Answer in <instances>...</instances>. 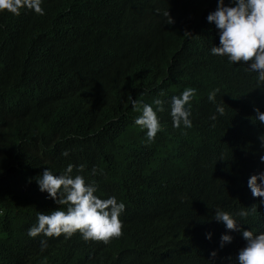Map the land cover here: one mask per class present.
Segmentation results:
<instances>
[{
    "label": "trees",
    "instance_id": "1",
    "mask_svg": "<svg viewBox=\"0 0 264 264\" xmlns=\"http://www.w3.org/2000/svg\"><path fill=\"white\" fill-rule=\"evenodd\" d=\"M215 6L44 0V15L0 11V264H108L113 254L88 255L79 233L47 237L44 249L40 235H27L37 211L64 207L45 199L35 177L68 163L85 165L97 195L125 202L122 223L147 238H169L168 246L145 247L151 262L144 264H231L244 240L215 220L216 208H244L243 227L264 230L259 197L247 188L249 175L264 169V124L254 111H264V81L246 65L210 54L218 36L206 15ZM185 87L196 89L192 127L173 128L168 101ZM154 98L164 101L157 113L163 130L145 142L131 101ZM225 231L233 239L220 247ZM135 248L131 238L112 251L128 259Z\"/></svg>",
    "mask_w": 264,
    "mask_h": 264
},
{
    "label": "clouds",
    "instance_id": "2",
    "mask_svg": "<svg viewBox=\"0 0 264 264\" xmlns=\"http://www.w3.org/2000/svg\"><path fill=\"white\" fill-rule=\"evenodd\" d=\"M44 0H0V11H6L13 15H20L22 9H29L35 14L44 15L42 7ZM165 16L169 12L164 13ZM206 21L212 23L218 36V43L213 44L209 52L213 56L226 59L230 65L237 62L246 65V70L255 72L257 81H264V0H216L215 9L208 12ZM190 34L189 31L184 32ZM215 91L208 94V99L214 101ZM196 93L194 87L183 88L178 95H172L168 101V114L172 127H192L191 104ZM163 103L159 98H154L150 103L132 99L134 111H139L133 123L144 130L145 142H151L156 134L163 130L158 112L163 111ZM138 104L140 105L138 107ZM153 105L156 107L154 108ZM255 118L264 124V111L254 109ZM216 112L222 114L223 107L217 104ZM215 119V114L211 117ZM260 147L264 149V135L259 136ZM67 156L68 151L62 152ZM259 160L264 163V152L259 155ZM76 169L75 173L73 169ZM84 164L68 163L61 172H54L45 167L36 177L38 190L46 193L45 199H51L55 207L50 211H37L36 220L27 228L29 237L40 235L39 247H47V237L70 238L79 233L80 238L91 246L88 255L113 254L108 264H144L151 262L145 247H165L170 245L168 237L160 234L155 237L142 236L131 224L122 223L121 214L125 210V202L118 200L116 196L101 197L97 195L98 183L92 179H86L83 172ZM91 175H96V168L90 169ZM31 179V178H29ZM247 188L253 197H259V205L264 210V169L249 175ZM155 213L162 212L160 206L153 209ZM214 218L222 223L226 230L239 232L244 240L234 257H229L231 264H264V230L253 231L249 227H243L241 221L249 215V212L241 208L235 212L225 211L220 208L214 210ZM239 217V219H237ZM212 233L206 232L205 238L211 239ZM134 239L136 248L132 256L120 257L112 251L113 246L126 244L127 240ZM233 236L229 231L221 233L219 246L230 243ZM158 251L157 256L162 255ZM87 255V256H88ZM212 250L210 256H215ZM85 259H88L87 257ZM119 261V262H118ZM90 264H93L91 261Z\"/></svg>",
    "mask_w": 264,
    "mask_h": 264
}]
</instances>
